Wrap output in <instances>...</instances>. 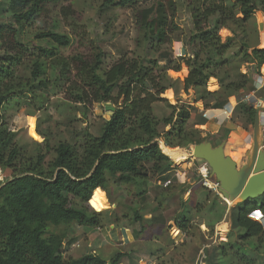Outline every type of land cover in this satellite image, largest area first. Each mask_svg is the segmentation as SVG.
I'll use <instances>...</instances> for the list:
<instances>
[{
	"label": "trees",
	"instance_id": "16d2710c",
	"mask_svg": "<svg viewBox=\"0 0 264 264\" xmlns=\"http://www.w3.org/2000/svg\"><path fill=\"white\" fill-rule=\"evenodd\" d=\"M59 1L0 0V166L11 170L10 178L0 182V264H106L94 252L65 258V246L72 241L65 230L54 232L51 227L97 228L110 222L113 210L95 211L87 203L98 191L108 189L111 177L119 185L135 184L139 197L146 193L143 187L149 176L168 177L171 161L157 141L185 147L206 140L195 128L207 121L198 110L200 101L204 109H221L235 96L231 120L240 119L243 128L254 121L255 107L243 99L255 87L251 74L241 67L254 64L260 75L264 70V47L258 48L252 40L257 33L253 15L257 10L264 13V0H103L100 13L132 9L135 45L143 53L129 57L124 51L106 69H102L101 50L67 57L59 54L58 47L68 46L70 38L54 30L33 35L46 46L32 44L25 30L48 5ZM181 11L190 19L187 30L177 22ZM222 29L230 33L225 38L220 35ZM174 40L184 46L178 56L163 49ZM182 65L188 69L183 79L177 76ZM48 69L57 83L67 86L75 102L115 107L97 134L86 129L79 143L59 142L47 160L49 150L26 157L14 140L16 132L8 126L4 110L36 90H47ZM213 78L219 88L209 91L206 83H216ZM167 89L176 95L191 89L192 103L169 104L160 97ZM158 101L166 102L168 115L154 113ZM228 131L224 129L226 137ZM187 209L177 219L184 231L191 221ZM228 210L227 240L207 251L206 264H233L231 260L234 264H264V225L249 216L256 210L264 216V193ZM142 219L134 209L133 220ZM148 221L164 222L156 215ZM142 231L143 226L134 235ZM131 254L136 252L126 253ZM115 257L117 262L122 254ZM137 259L146 262L147 258L139 255Z\"/></svg>",
	"mask_w": 264,
	"mask_h": 264
},
{
	"label": "rangeland",
	"instance_id": "374dc122",
	"mask_svg": "<svg viewBox=\"0 0 264 264\" xmlns=\"http://www.w3.org/2000/svg\"><path fill=\"white\" fill-rule=\"evenodd\" d=\"M102 1L62 0L48 5L25 31L33 45L43 46H46L45 42L33 38L36 32L54 30L67 35L70 38L69 45L58 47V53L66 57L101 50L102 69L108 68L124 51L129 57L142 55V49L135 45L137 33L132 9L117 8L100 13L98 7ZM177 22L185 30L190 27V19L184 11L179 12ZM228 34L224 29L220 31L222 38ZM252 37L254 41L255 33ZM163 49L171 51L174 56L184 52L183 43L175 40L164 45ZM31 58L33 59V55ZM245 69L243 71L241 67L242 72L252 70L249 66ZM187 73V67L182 65L177 76L183 79ZM47 78V90H36L35 94L11 102L5 108L4 116L10 129L16 132L14 140L26 157L34 156L39 150L42 153L49 150L46 157L48 160L52 156V149L59 142L79 143L86 129L97 134L103 120L109 118L115 105L94 102L84 106L74 101L66 85L54 80L50 69ZM206 88L214 91L216 83L208 80ZM248 95L252 98L256 94ZM160 97L165 98L169 104L185 101L191 104L193 92L189 89L187 93L176 95L172 89H167ZM197 106L201 113L204 109L203 102L200 101ZM154 113L161 117L168 115L170 109L166 102L158 101L154 105ZM231 116L232 114L222 124L219 119L206 118L205 124L195 125V128L201 131L202 137H207L215 145L225 140L226 153L231 157L234 154L235 158H232L241 165L246 158L244 154L239 156L238 153L247 150L252 138V126L243 128V122L240 119L232 121ZM225 128L232 131L227 137L224 135ZM161 143L163 141L159 140L158 144ZM173 148L183 150L187 156L174 159L168 156L171 161L168 177L149 176L143 187L146 193L142 197L135 195V184L119 185L114 178H109L108 189L98 191L90 205L87 203L95 211L113 210L110 222L105 221L104 226L92 228L73 224L66 228L51 227L54 232L65 230L67 239L72 241L69 246H65V258H78L94 252L106 264H206L207 251L227 240L231 227L228 208L234 203H224L217 198L215 178L211 175L209 166L205 175L200 172L203 160L191 156V145ZM177 160L181 161L176 162ZM10 176L11 170L0 166V182ZM134 209L141 214L142 220H133ZM185 209L191 217L186 231L181 230L177 224V219ZM152 215L161 217L164 222L148 221ZM250 217L264 225V216L262 218L250 214ZM141 226L143 231L134 235V230ZM129 251L136 254L126 255ZM137 253L147 258L146 262L137 259ZM117 254H122V257L115 262Z\"/></svg>",
	"mask_w": 264,
	"mask_h": 264
},
{
	"label": "water",
	"instance_id": "95a60500",
	"mask_svg": "<svg viewBox=\"0 0 264 264\" xmlns=\"http://www.w3.org/2000/svg\"><path fill=\"white\" fill-rule=\"evenodd\" d=\"M249 101L256 106L252 138L244 152L246 158L244 163L239 165L226 153L225 140L217 145H213L207 139L191 145V156L194 159L205 161L209 166L211 175L214 176L218 186L217 194L224 201L234 204L257 198L264 193V149L261 148L260 126V117L261 113H264V106L257 104L255 97L250 98ZM157 142L159 143V141ZM162 145L164 144L162 143ZM159 148L165 154L161 145Z\"/></svg>",
	"mask_w": 264,
	"mask_h": 264
},
{
	"label": "crops",
	"instance_id": "0c3cea01",
	"mask_svg": "<svg viewBox=\"0 0 264 264\" xmlns=\"http://www.w3.org/2000/svg\"><path fill=\"white\" fill-rule=\"evenodd\" d=\"M253 21L256 24V30H257L256 37H255L254 41L256 42V46L258 48H263L264 47V13L262 11H260V10L255 11V13L253 15ZM224 30L229 32L226 29H224ZM247 66H249V68H252V70H250V72L249 71H247V72H249L251 74L252 79H253V85L255 87V91H252L250 93H253L254 95L256 94L253 97H255L257 99V104H261V105L264 106V70H262V74L260 75V74H257L254 64H245V65H242L243 71L246 70L245 68ZM214 80L216 81V79H214ZM218 88H219V84H218V81H217L216 82V90ZM236 103H237V100H236L235 96H230L228 98L227 105L235 106ZM255 106H256V104H255ZM223 117L224 116H222V114L218 113L217 117H215V118L214 117H210L208 119H219V122L222 124V122L225 119L229 118V117H224V118ZM226 129H229V128H226ZM230 132H232V131L229 129L228 134ZM232 136H233V134H232ZM234 149H236V148H234ZM244 152L245 151H243V150L241 152H239V156L240 155L243 156Z\"/></svg>",
	"mask_w": 264,
	"mask_h": 264
},
{
	"label": "built area",
	"instance_id": "2783aa9c",
	"mask_svg": "<svg viewBox=\"0 0 264 264\" xmlns=\"http://www.w3.org/2000/svg\"><path fill=\"white\" fill-rule=\"evenodd\" d=\"M250 98L251 97L249 95H246L243 100L249 101ZM233 108H234V106L226 105L224 108H221V109H215V108L202 109L201 113H202V116L207 118V119L210 117H214V118L217 117L218 113L222 114V116H224V117H229L232 114ZM260 126H261V132H262L261 148L264 149V113H261ZM207 167H208L207 163L205 161H203L202 167L200 168V172L203 175L206 174ZM254 212L258 213V215L263 218L262 214L258 210L253 211L252 213H254ZM252 213H250V214H252Z\"/></svg>",
	"mask_w": 264,
	"mask_h": 264
},
{
	"label": "bare ground",
	"instance_id": "6f19581e",
	"mask_svg": "<svg viewBox=\"0 0 264 264\" xmlns=\"http://www.w3.org/2000/svg\"><path fill=\"white\" fill-rule=\"evenodd\" d=\"M161 148L163 150V152L169 156L170 158L174 159V158H185L187 155L184 154V151L183 150H180L178 148H173V147H168V146H165V145H162L161 143ZM207 180V179H206ZM209 184V183H208ZM213 184V183H212ZM226 202H229V201H226ZM231 203V202H229ZM226 221V220H225ZM223 222V221H222ZM225 223V222H224ZM219 226V225H218ZM217 226V227H218ZM225 226V225H224ZM221 230V229H220ZM220 233V232H219ZM223 233H224V230H223ZM221 235V234H220Z\"/></svg>",
	"mask_w": 264,
	"mask_h": 264
}]
</instances>
